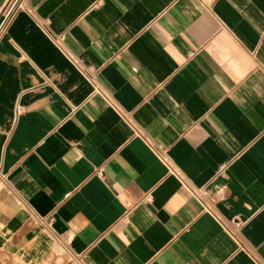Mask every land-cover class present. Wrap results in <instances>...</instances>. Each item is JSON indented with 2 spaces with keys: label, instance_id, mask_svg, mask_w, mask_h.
<instances>
[{
  "label": "crops",
  "instance_id": "obj_1",
  "mask_svg": "<svg viewBox=\"0 0 264 264\" xmlns=\"http://www.w3.org/2000/svg\"><path fill=\"white\" fill-rule=\"evenodd\" d=\"M14 1L0 264H264V0Z\"/></svg>",
  "mask_w": 264,
  "mask_h": 264
},
{
  "label": "rangeland",
  "instance_id": "obj_2",
  "mask_svg": "<svg viewBox=\"0 0 264 264\" xmlns=\"http://www.w3.org/2000/svg\"><path fill=\"white\" fill-rule=\"evenodd\" d=\"M32 230L33 241L21 248L30 252L27 256L11 259V264H83L73 257L63 244L48 235L41 225L35 222Z\"/></svg>",
  "mask_w": 264,
  "mask_h": 264
},
{
  "label": "built area",
  "instance_id": "obj_3",
  "mask_svg": "<svg viewBox=\"0 0 264 264\" xmlns=\"http://www.w3.org/2000/svg\"><path fill=\"white\" fill-rule=\"evenodd\" d=\"M17 0L14 1V4H16ZM14 6V5H13Z\"/></svg>",
  "mask_w": 264,
  "mask_h": 264
}]
</instances>
